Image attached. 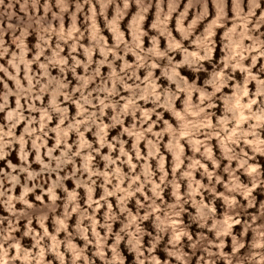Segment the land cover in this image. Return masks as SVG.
Masks as SVG:
<instances>
[{
    "label": "clouds",
    "instance_id": "9594fccd",
    "mask_svg": "<svg viewBox=\"0 0 264 264\" xmlns=\"http://www.w3.org/2000/svg\"><path fill=\"white\" fill-rule=\"evenodd\" d=\"M19 2V0H15ZM101 6V14L104 15V19L107 23V27L111 30L115 37V45L108 47L105 37L99 34L97 21L95 19L97 13L93 6L91 16L86 17L87 20H91V41L92 46L84 47L74 42L71 45L72 53L77 51V47L83 48L84 54L87 56V62L77 59L72 56L74 65L71 71L75 74L76 68L83 66L85 74L77 76L78 86L74 91L80 93L78 100H73V94L66 91L69 83L66 82V78L53 77L49 73L50 66H60V71L63 74L68 64V60L60 55L62 49L60 44H57L56 49L50 57H45L46 63H40V57L44 54V47L38 43L36 45L37 53L35 59L30 61L27 59V53L29 49L25 44V40L29 35V27L19 28L18 25H14L11 21L15 16L14 3L10 0L8 5L4 4V0H0V7L4 8V14L8 16L9 23L7 28L4 27L3 21L0 20V59L9 56L8 66L14 69V72L9 71V67H5L4 64H0V72H3L9 79L15 81L16 90L13 91L8 87L7 83L0 79V83H4L5 92L0 93V111H4L9 107V97L15 95L16 109L14 111L7 112V120L9 122L8 131H4V126L0 125V159L9 155L5 149L11 145L19 144L20 160L23 162L19 167L11 160L8 161V168L11 169V173L0 170V204H3L8 212L12 213V217H0V264H16L20 261L21 264H51L50 261L45 259L46 253H52L59 260L60 264H67L66 254H71V264H78V261L83 260L84 264H96L95 259H89L87 248L89 244H93L97 251L93 254L94 257L98 256L104 264H124V260L121 258L118 252V247L127 236V244L131 250L137 254V260L139 264H162V260L158 258L154 253L156 247L164 240L165 235L169 237L168 245L163 251L167 252L168 257L174 258L178 261V264H193L192 257L196 255V250L199 248L207 254L209 259H205L204 255H201L195 264H216L211 257L222 258L225 264H264V224H256V221L260 219V216H264V202L261 203L259 212L260 216L253 215L251 223L245 221L244 231L239 235L232 233L234 225L241 224V211H247L244 205L240 204L235 198L236 194L243 195L248 200V207L255 208V203L252 197V192L264 184V172L260 171L259 161L257 164L249 163L250 159L255 158V154H259L264 157V79L261 78V72H264V65L253 73L252 69L256 68L257 63L264 58V10H261L260 0H248V10L245 11L244 0H232L233 16L231 18L232 27H228V0H213L216 8V15L212 18L209 24L205 27L203 34L196 36L195 45L197 50L188 51L183 47L182 42H178L172 35V31L169 28L173 13L179 10L181 0H168L167 11L165 12L164 0H157V12L155 21L151 27L157 31L159 35L149 37L151 47L145 49L143 46V37L148 33L143 30V22L147 19V14L152 8V0H122L123 6L117 2V0H97ZM40 0H23L22 10L27 12L29 5L37 12V16L34 18V23L41 33H54L60 41L67 43L70 38L73 37V33L78 32L77 28V15L83 11V6L77 0L76 13L72 15L71 30L65 31L63 24V13L69 10L68 0H56V5L60 9L59 13H53L54 19L61 21L60 27L57 30L55 27L49 25L45 27L44 21L47 18V13L51 11V0H46L44 5L45 16L40 17L39 13ZM85 4H90L91 0H84ZM136 5V14L130 21L131 40L125 38V33L120 29L119 23L125 18L128 10L132 4ZM196 3L201 5L200 13L195 16L194 19L188 24L184 25V21L187 19L188 11L194 7ZM208 0H188V5L183 12H180L177 17L176 27L185 39L194 35V29L198 24L208 17L207 10ZM115 5L114 18L108 20L107 9L108 7ZM257 10H260V14L257 15ZM30 21L33 18L29 17ZM217 27L225 28V44L224 50L226 57L221 60V63L225 65V68L230 67L235 70H239L244 74L243 82L236 81L234 84V95H224L223 103L224 109L222 116L217 113L209 111L216 107L217 93H221L222 89L227 88L229 82L233 80V76L226 74L224 69L216 70L213 68L208 78L203 81L200 87L196 84H189L184 80L177 71L182 66H187L190 71L204 72L207 69L204 67L201 61L212 60L215 41L212 39L214 29ZM12 31V42L16 44L19 49V53L10 52L11 45H8L4 37L7 32ZM21 31V35L17 37L15 32ZM83 34L81 33V36ZM160 36L167 37V50H160L159 40ZM39 39L48 44V41L44 39V35H40ZM245 41H250L246 44ZM50 46V45H49ZM121 46H123L121 48ZM98 48L103 54L104 59L99 62L95 71L89 73L88 68L92 64V56L94 49ZM170 51L180 50L184 53V57L181 63H176V57L169 54ZM123 51V56L120 52ZM112 54L115 59L125 60L129 54L136 57L137 63L135 66L129 64L125 60L123 68L120 72L114 67V62L109 63L107 57ZM202 53V54H201ZM251 59V64L245 66L244 61ZM167 59V65L162 68V75L167 78L169 86L161 90L157 84V80L154 78L153 70L160 65L157 61ZM38 63L39 68L43 70V76L37 77L32 72V64ZM111 69V72L107 78L101 77L100 68L105 64ZM23 66L26 78L27 87L21 82L19 74ZM218 67V65H217ZM140 68H144L147 72L146 79L141 81L137 71ZM132 69L129 73L127 70ZM47 77L46 83L41 85V80ZM97 77H101L102 83L95 89L88 90L89 85L95 82ZM129 80L134 81L128 83ZM35 81V83H34ZM255 82L256 90L251 92L248 85ZM122 85L124 90L129 93L126 102L125 97L120 96V92L116 85ZM171 84L176 85L174 91ZM39 85V92L34 93V89ZM111 85V87L109 86ZM143 85V86H142ZM212 91H208V88ZM46 93L51 94V101L47 107L41 109H35L32 105L29 107L33 111H41V116L38 121L40 127L39 130L32 127V124L37 123L36 118L23 115L24 106L21 104V100H32L35 94L37 99H41ZM95 93V96H94ZM184 93L185 99L183 100V110L178 111L175 108V101L179 98V94ZM198 93V101H193V94ZM103 94V98L101 97ZM64 96L66 100L72 101L77 104L79 112L77 118L73 121H69L68 109L61 107L58 104V98ZM120 96V100H116L115 97ZM247 98V102H245ZM94 100H98V104L94 103ZM143 100L145 104L151 103L153 107L146 109L141 107L138 101ZM88 106L99 111H89ZM164 108L172 113V116L177 118V126H173L169 120H163L165 127L159 131L154 132L153 129L158 121H154L147 128H144V124H147L150 117L155 113L163 119V115L157 112V109ZM112 108L114 115L111 117V124H105L103 117L105 110ZM137 112L141 114V119L137 121ZM58 116L59 124L54 131L56 133V146L54 148H48L45 139L48 136V132L44 131L47 127V123L51 120L52 115ZM83 116V119L79 118ZM131 116L133 123L131 128H123V133H127L130 137H133L135 143L133 150L137 159H145L141 155L139 144L141 141H145L147 144L148 152L147 159L158 158V170L162 174L160 176V183L155 180L154 172L152 171L150 164L145 163L142 166V172L140 174H125L122 167L114 165L128 164L131 172L135 173L136 165L132 163V155L126 151V141L123 139H116L114 143H109L107 140V129L115 128L117 125L123 126L122 117ZM216 117L217 124L212 123V118ZM21 121H26L28 127L24 129V135L17 137L14 133V128ZM65 121H69L67 127H64ZM139 123V127L137 124ZM231 124L232 127H228ZM247 125L245 128L244 125ZM81 126L84 127V131H81ZM96 129L94 135L98 137L100 149L107 147L110 151L107 155L102 157L106 162L105 170L100 171L98 168L92 166V161L95 156L94 153L99 152L100 149H96L92 144L86 140L85 132ZM37 131H40L42 135H36ZM75 131L78 134V141L75 145H69L67 138L69 132ZM121 133V136L123 135ZM151 133L155 139H148V134ZM170 136V141L167 144V149L172 153L173 160V179L167 180L168 173L165 170V157L159 152V145L162 143L165 135ZM204 136V139L200 137ZM31 139L32 148L36 152L35 162L42 165L41 171L37 172L31 169V165L28 163L29 151L27 145L29 139ZM217 138L221 141V148L223 149L224 157L229 161L226 172L229 173L230 179L228 182V191L231 195H224L223 199L228 205V212L222 217L217 218L215 215L214 205L204 203L203 199L197 202L195 197L201 189L215 193L213 187H207L199 180L194 178V173L203 169V174L212 181L215 174L210 172L207 166L201 162L200 159L195 158V153L199 152L201 157L206 160H211L212 164L219 168L218 161L214 158L211 145L209 141L213 138ZM181 140H186L193 149L194 155L189 158L184 156V149L180 143ZM64 144V150L60 156H55L54 152L61 144ZM244 145V148H249L254 154L249 156V152L244 148H240V144ZM116 144L119 145V157L113 158L112 151L116 150ZM76 147L77 151L73 152L72 148ZM47 148V152L43 153L41 150ZM240 148L239 151L236 149ZM88 149V153L84 154L83 150ZM201 149L203 151L201 152ZM47 155L49 163H45L43 156ZM82 157L83 166L81 168H75V158ZM185 159H190V163L184 164ZM236 161L238 168L243 169V174L248 176L251 180V186L241 183L240 178L235 175V171L232 169L231 162ZM54 162V167L52 165ZM74 165V171L70 176H59V173L68 165ZM184 167V171L180 172V169ZM112 169L110 172L109 169ZM87 173L88 179L76 177V173ZM177 172L180 175L177 176ZM27 174V180L35 181L38 177L44 173H56L57 179L51 183L48 189V195L51 198L52 204L45 206V209L37 210L35 205L30 204L27 196L29 193L35 191V187H29L27 184H22V195L19 197L12 193L16 185L20 184L19 174ZM141 175L143 180L141 181ZM93 177H102L107 183H112V180H117L119 183L113 184V190H108L107 186L104 187V204H107L108 211L105 216L104 224H100V221L96 218L95 214H89L88 211L80 208L79 193L78 191H68L64 187L63 181L67 179H75L77 188L84 187L87 192V202L89 207L93 204L96 205L94 211L98 212L99 208L103 206L100 200H93V192L95 180ZM12 185V189L4 190V179ZM129 180L127 188L121 185L125 181ZM217 183H222V178L215 177ZM188 181V192L184 197L180 195V181ZM151 185V192L153 197L149 198L145 195V200L150 201L147 206L141 205L137 200L138 207H145L146 214L140 216L138 213L133 215L132 212L126 208L128 201L136 195V193H144V189ZM171 186L173 189L172 195L175 197V202L171 204L161 203L157 205L156 200L161 199V193L164 187ZM63 188L67 193L66 202L64 204L63 218L55 217L54 223L58 226L56 233L60 231L67 233L66 238L62 241L57 238V235H50L45 227V221L50 213H54L56 208V201L59 199L55 190L57 188ZM119 194V195H118ZM116 195L120 202V208L122 213H127V221L121 222L122 227L120 233L115 234L114 243L110 250L113 253L111 259L108 258L107 249L108 239L113 235L112 226L116 222L118 217L112 211V205L107 202L106 197ZM37 200H41L42 197L37 196ZM19 202L26 206L25 210L17 211L15 203ZM191 202L195 206V215L192 217L193 223L199 225L201 228H210L215 233V240H209L203 233H198V238L194 239L192 232L185 226L181 219L184 211L183 204ZM31 209L32 211H28ZM72 213L79 214V221L75 226L76 235L85 241L84 247H78L73 242L74 235L68 232L66 221L70 219ZM154 216L155 235L151 231H145L140 227V223L148 220ZM33 218L39 221V224L44 228L43 235L37 233L31 227ZM8 220V227L5 228L4 221ZM20 219L27 220L26 235L31 236L35 243L32 249H28L22 245L23 237L17 239L13 233L19 231L18 224ZM87 219L90 221L89 226H84L83 221ZM212 223L209 225V221ZM98 227L106 229L107 234L101 236L97 231ZM89 228L95 241L89 239ZM251 229L253 236L251 242L248 244V252L244 256H239L241 249H244L246 244L243 237L248 235V230ZM123 235H122V234ZM145 236H150L151 247L146 249L149 253L148 256L144 255L145 249L143 240ZM187 238L189 246L192 249V255L190 256L184 251L182 244L183 238ZM227 237H231L232 249L231 255L226 253L224 249L227 247ZM45 238L50 239V245L44 244ZM64 246L65 252H61V246ZM212 248L219 249L218 252L211 251ZM163 264H171L170 259H165Z\"/></svg>",
    "mask_w": 264,
    "mask_h": 264
},
{
    "label": "rangeland",
    "instance_id": "374dc122",
    "mask_svg": "<svg viewBox=\"0 0 264 264\" xmlns=\"http://www.w3.org/2000/svg\"><path fill=\"white\" fill-rule=\"evenodd\" d=\"M10 0H4V4L8 5ZM14 3V12L15 16L12 19V23L14 25H18L19 28L27 27L29 23L32 24L31 27H29V35L25 40V44L27 48L29 49L27 53V59L32 61L35 59L36 53H37V48L36 45L39 43L41 47H44L45 51L44 54L40 57V63H46L45 57H50L53 54V51L56 49L57 44H60V47L62 49L60 55L68 60V64L65 68V72L62 74L60 71V66H50L49 67V73L53 77H59V78H66V82L69 83L68 88L66 89L67 92L69 93H74L73 94V100H78L80 98V93L74 91L75 88L78 86V81L76 79L77 76L84 75L85 74V69L83 66L77 67L75 74L71 71L72 66L74 65V61L72 60V56H75L77 59L87 62V56L84 54L83 48L77 47V51L75 53H72L71 51V45L74 42H77L78 45H83L84 47H90L92 46V41H91V20L86 21V17L91 16V11L94 6L95 11L97 13L95 19L97 21V26L99 29V34L105 37V40L107 41L108 47H113L115 45V37L114 34L111 32V30L107 27V23L104 19V15L101 14V6L97 2V0H91L90 4H85L84 0H79V3L83 6V11L79 12L77 15V28L78 32L73 33V37L68 40L67 43H64L59 40V38L54 34V33H41L37 26L34 23V18L37 16V12L34 8L29 5V8L27 12L22 10V4L23 0H19V2H15V0H12ZM118 3L121 4V7L123 6L122 0H117ZM46 3V0H40L39 3V13L38 15L40 17L45 16L44 12V5ZM69 3V10L63 13V24L65 31L71 30V25H72V15L76 13V3L77 0H68ZM261 3V10H264V0H260ZM188 5V0H181L179 10L172 15L171 23L169 24V28L172 31V35L175 37V39L178 42L183 43V47L187 49L188 51H195L197 50V46L195 45L194 41L196 36H200L203 34V31L205 27L209 24V22L212 20L213 17L216 15V8L213 3V0H208L207 3V10H208V17L206 19H203L198 26L194 29V35L190 36L188 39H185L182 34L177 30L176 27V21L177 17L179 16L180 12H183L185 7ZM51 6L52 9L47 13V18L44 21L45 27H48L51 25L52 27H55L57 30L60 27L61 21L59 19H54L53 18V13H59L60 9L56 5V0H51ZM167 6H168V0H164V8L165 12L167 11ZM244 7L245 11L248 10V0H244ZM114 9L115 5H112L108 7L107 9V17L108 20H112L114 18ZM201 5L199 3H196L194 7H192L187 14V19L184 21L185 27L188 26V24L192 21V19L197 16L200 11H201ZM136 5L135 3L132 4L131 8L128 10L127 15L125 18L119 23L120 29L125 33V38L128 39L129 41L131 40V31H130V21L133 19L134 15L136 14ZM156 12H157V0H152V8L147 14V19L143 22V30L148 33L147 36L143 37V46L145 49L151 47V42L149 37L151 36H156L159 35V33L155 30L152 29L151 25L155 21L156 18ZM260 14V10H257V15ZM33 18V21L29 20V17ZM228 16H229V23L228 27H232L231 24V18L233 16V7H232V0H228ZM0 20L3 21V25L5 28H7V24L9 23L8 16L4 14V8L0 7ZM261 31H264V29H261ZM225 28L217 27L214 29V34L212 39L216 42L215 43V50L213 54L212 60H206V61H201L204 65V67L207 69V71L204 72H193L188 69V67L182 66L177 69L179 75L184 78V80L188 81L189 84H196L197 87H200L203 84V81L208 78L209 72L215 68L217 71L220 69H224L226 74L232 75L233 80L229 82V85L227 88L222 89L221 93H217V99H216V107L213 109H210L209 111L217 113V115L222 116V111L224 109V103H223V96L224 95H234V84L236 81L243 82L244 79V74L240 72L239 70L233 71L232 68L227 67L225 68V65L221 63V60L226 57V52L224 50V44H225ZM81 33L83 34L81 36ZM15 35L19 37L21 35V31L17 30L15 32ZM40 35H44V39L48 41V44H45L44 41H41L39 39ZM5 41L7 42L8 45H11L10 52H16L17 54L19 53V49L17 48L16 44L12 42V31L9 30L7 32V35L4 37ZM246 44L250 43V41H245ZM50 45V46H49ZM123 46H121L122 48ZM159 47L160 50L164 51L167 50V37L165 36H160L159 40ZM169 54L171 56L176 57V63H181L184 57V53L181 52L180 50L176 51H170ZM202 54V53H201ZM120 55L123 56V51L120 52ZM8 59H10V54L9 56L4 57L3 59H0V64H4L5 67L8 66ZM104 59L103 54L99 51L98 48L94 49L93 51V56H92V64L88 68V72L91 73L95 71V69L98 67L99 62ZM107 60L109 63L114 62V67L117 70V72H120V70L123 68L125 60L133 66L137 63L136 57L132 54H129L127 57H125V60H120V59H115V57L110 53L107 57ZM157 63L160 65L156 69L153 70L154 72V78L157 80V84L161 90L164 88H167L169 86V82L167 81V78L162 75V68L167 65V59L165 60H160L157 61ZM245 66H248L251 64V59H247L244 61ZM218 65V67H217ZM261 65H264V58H261V60L257 63L256 68H253L252 71L255 73ZM10 72H14V69L9 67ZM129 73L132 71V69L127 70ZM32 72L35 74L37 77L43 76V70L39 68L38 63H33L32 64ZM101 72V77L107 78L111 72V69L108 67V64L106 63L102 68H100ZM137 74L140 77V80L143 81L146 79L147 72L144 68H140L137 71ZM261 78L264 79V72H261ZM101 77H97L95 79V82L89 85L88 90L95 89L98 85L102 83ZM19 78L21 79V82L24 84L25 87H27V78L23 69V66H21V71L19 74ZM0 79L5 81L8 85L9 88H11L13 91L16 90V85L15 81L12 79H9L3 72H0ZM47 77H44L43 80H41V85L46 83ZM134 81L129 80L128 83H133ZM35 83V81H34ZM111 87V85H109ZM143 86V85H142ZM116 87L118 88L120 92V96L125 97V101H121V103L126 102V99L129 96V93L124 90L122 85L117 84ZM172 89L175 91L176 90V85L171 84ZM249 89L251 92H255L256 90V85L255 82H252L248 85ZM208 91H212V89L209 87L207 89ZM5 92V86L4 83H0V93ZM39 92V85L34 89V93ZM95 96V93H94ZM120 96L115 97L116 100H120ZM198 93L193 94V101L196 102L198 101ZM103 98V94H101V97ZM185 99L184 93L179 94V98L175 101V108L178 111L183 110V100ZM16 100L17 97L15 95H12L9 97L8 104L9 107L6 108L4 111H0V125L4 126V131H8L9 129V122L6 118L7 112L8 111H14L17 107L16 105ZM51 101V94L46 93L42 96V102L41 99H37L35 94L32 97V100L29 101L27 99L21 100V104L24 106L23 110V115L25 117H35L37 123L32 124V127H35L39 130V119L41 116V111H33L29 105H32L35 109H41L43 107H47L50 104ZM58 104L61 107H66L68 109V116H69V121H73L77 118V114L79 112V108L76 103L66 100L64 96H60L58 98ZM245 102H247V98H245ZM0 103H3V101H0ZM94 103L98 104V100H94ZM139 105L141 107H144L146 109H151L153 105L151 103L145 104L143 100L138 101ZM89 111H99L98 108L94 109L91 106H88ZM157 112L163 115V119L160 118L159 115L153 114L148 123L144 124V128H147L149 124H151L154 121H158L156 123L155 128L153 129L154 132H159L161 131L165 125L163 123V120H169L170 123L173 124V126H177L178 121L177 118L172 116V113L164 108H159L157 109ZM114 115V112L112 108H108L105 110V114L103 117V122L105 124H111V117ZM83 119V116L79 117ZM123 119V126L117 125L115 128H109L107 129V140L109 143H114L116 139H123L126 141L125 144V149L128 151L133 159L132 163L135 164L137 167L135 169V173L131 172L130 166L128 164H118L114 165L122 167V170L125 174H140L142 172V166L145 163H149L152 171L154 172L155 175V180L157 183H160V176L162 175L159 170H158V158H152V159H147V144L145 141H141L139 144V149L141 151V155L145 157V159H137L135 156V152L133 150V145L135 143V140L133 137H130L127 133H123V128H131V125L133 123L132 117L127 116V117H122ZM141 119V114L137 112V121ZM69 121H65L64 127H67ZM217 119L214 116L212 118V123L215 125L217 124ZM59 124L58 121V116L56 114L52 115L51 120L47 123V127L44 129V131L48 132V136L45 139V142L47 144L48 148H54L56 146V133L54 131H49L50 129H55ZM28 127V124L26 121H21L19 124L16 125L14 128V133L17 137L24 135V129ZM137 127H139V123L137 124ZM228 127H232L231 124L228 125ZM244 127L246 128L247 125L245 124ZM81 131H84V127L81 126ZM96 129L93 128L91 131L85 132V139L88 140L90 144L93 145L94 148L100 149L98 137L94 135ZM121 133L123 135L121 136ZM36 135H42L40 131H37ZM201 139H204V136L200 137ZM26 139H29L28 145H27V150L29 151V159L28 163L31 165V169L34 171H41L42 165L38 164L35 162V156L36 152L32 148L31 144V139L26 137ZM79 137L78 134L75 131L69 132L68 138H67V143L69 145H75L78 141ZM148 139H155V137L149 133L148 134ZM170 141V136L165 135L163 137L162 143L159 145V152L165 157L166 162H165V170L168 173L167 180L171 181L173 179V160L174 157L172 153L167 149V144ZM183 149H184V156L191 158L194 153L191 145L187 143L186 140H181L180 141ZM213 156L214 158L218 161L219 163V168H217L215 165L212 164L211 160H206L203 159L200 155L199 152L195 153V158L200 159L202 163H204L208 170L210 172H213L215 176L213 177L212 181L209 182V179L206 175L203 174V169H199L194 173V178L196 180L201 181L206 188L207 187H213L214 191L218 195H214L212 192L201 189L198 191L197 195L193 197L197 202H199L201 199H203L204 203L209 204V205H214L215 207V215L217 218H222L227 212H228V205L223 199L224 195H231L228 191V182L230 179L229 173L225 171L227 168L229 161L224 157L223 155V149L221 148V141L215 137H213L209 141ZM116 150L112 151V156L113 158L119 157V145L116 144L115 146ZM240 148H244V145L241 143ZM240 148H237L236 150L239 151ZM19 149L20 145L14 144L11 145L9 148L5 149L6 152L9 153L5 158L0 159V170L6 171L11 173V169L8 168V161L11 160L14 164H16L18 167L23 163L20 160V155H19ZM64 150V144L62 143L59 148L56 149L54 152L55 156H60ZM245 151L249 152V156H253L254 154L251 152L249 148H244ZM43 153L47 152V148L41 150ZM72 151L75 152L77 151L76 147L72 148ZM88 149H84L83 152L84 154L88 153ZM109 149L107 147H104L103 149H100L99 152L94 153V160L92 161V166L95 168H98L100 171L105 170V164L106 162L103 161L102 157L104 155H107L109 153ZM203 149H201V152ZM44 162L49 163V158L47 155L43 156ZM259 161H261L260 165V171L264 172V157L260 156L259 154H255L254 159H250L249 163L251 164H257ZM190 163V159H185L184 164L187 165ZM53 167L54 162H52ZM83 166V160L82 157H76L75 158V168H81ZM232 169L235 171V175L240 178L241 183H244L248 186H251V180L248 176L243 174V169L238 168V163L236 161L231 162ZM184 167L180 169V172L184 171ZM74 171V165L73 164H68L63 171L59 173V176H70ZM109 171L111 172L112 169L110 168ZM180 172H177V176L180 175ZM81 175L83 176V179L87 180L88 176L87 173H76V177L80 178ZM219 176L222 178V183H217L215 177ZM56 173H51L50 175L48 173H44L40 177H38L35 181H29L27 180V174H19V179H20V184L16 185L15 188L13 189L12 193L15 196L19 197L23 193V189L21 187L22 184H27L29 187H35V191L31 192L28 194L27 199L30 204L35 205V208L37 210L39 209H46L45 206L51 205L52 201L50 196L48 195V189L51 186V183L57 179ZM4 179V184L3 188L4 190H9L12 189V185L7 181L6 178ZM95 180V185H94V192H93V200H100L101 203L103 204L102 207L99 208L98 212L94 211L96 208V205L93 204L91 207H89L88 202H87V192L84 187L77 188L75 179H67L63 181V185L65 188L68 189V191H78L79 193V204L80 208L83 210H86L89 212V214H95L96 218L100 221V224H104L105 222V216L108 211L107 204H104L103 199L104 198V187L105 185L107 186L108 190H113V184L119 183L117 180H112V183H107L102 177H93ZM143 176L141 175V181L143 180ZM129 183L128 179H125L123 184L121 185L124 188H127ZM151 185L146 187L144 189V193H136L134 197H132L128 203L126 204V208L129 209L133 215H136L137 213L140 216H144L146 214L145 207H138L136 201L139 200L141 205L147 206L150 201L145 200V195L147 197L151 198L153 197V193L150 190ZM57 196H59V199L55 202L56 205L58 206L55 210L54 213H50L45 221V227L47 228L48 232L50 235H57V238L60 240H64L67 236V233L64 231H60L59 234L56 233V228L58 227L54 223V218L59 217L63 218V210H64V204L66 202V196L67 193L64 191L63 188H57L55 190ZM188 192V181L187 180H181L180 181V195L181 197H184L186 193ZM173 189L171 186H167L163 188V191L161 193L162 200L157 199L156 203L157 205H160L161 203H167L171 204L175 202V197L172 195ZM119 195V194H118ZM40 196L42 197L41 200H37L36 197ZM240 204L244 205L247 211H241V224L239 225H234L232 228V233L235 235H239L240 233H243L244 231V223L245 221L248 223H251L252 221V216L257 215L260 216V206L261 203L264 202V184H262L259 188H256L252 192V197L250 199H253L255 203V208L248 207V200H246L243 195L236 194L235 197ZM106 200L108 203L112 205V211L116 214L118 219L116 220L115 223H113L112 226V233L113 235L109 237L107 243H108V248L105 249L107 252V256L109 259L113 257V253L111 252L110 248L114 243L115 239V234L120 233V229L123 226L121 222H126L127 221V213H122L121 208H120V202L117 199L116 195L113 196H108L106 197ZM15 208L17 211L25 210L26 206L22 203L16 202L15 203ZM184 211L182 213L181 219L183 220L185 226L188 227V230L192 232L193 238L197 239L198 238V233H203L205 234L209 240H215V233L210 230V228H201L199 225L193 223L192 217L195 215V206L189 202L183 204ZM28 211H32L31 209H27ZM0 217H12V213L8 212L7 209L4 207L3 204H0ZM79 221V214L78 213H72L70 219L66 221L67 223V228L68 232L73 233L74 235V240L73 242L78 245V247H84L85 241L81 239L78 235H76L75 232V226L77 222ZM139 223L140 227H142L145 231H151L153 235H155V227H154V216L150 217L148 220L144 221L143 223ZM212 223V221H209V225ZM256 224H264V216H260V219L256 221ZM84 226H89L90 221L85 219L83 221ZM5 228L8 227V220L5 219L4 225ZM31 227L33 230L37 233H40L43 235L44 228H42L39 224V221L35 218H33V222ZM19 231L16 233H13V235L16 236L17 239H20L23 237L22 240V245L24 247H27L28 249H32V246L35 243V240L31 237L26 235V230H27V220L26 219H20L19 224H18ZM97 231L100 233L101 236H105L107 234L106 229L103 227H98ZM122 234V233H121ZM123 235V234H122ZM89 239L92 240L93 242L95 241V237L93 236L91 229L89 228L88 232ZM253 233L251 229L248 230V235L246 237H243L245 240V248L241 249L240 253L238 254L239 256H244L246 252H248V244L252 240ZM127 239L128 237L125 236L124 240L121 242V244L118 247V252L120 253L121 258L124 260V264H139L137 260V254L131 250L130 246L127 244ZM151 237L150 236H145L143 240V245H144V255L148 256L149 253L146 249L151 247L150 244ZM168 240L169 237L165 235L164 240L160 242V244L156 247L155 249V255L163 261L165 259H170L171 264H178V261H176L174 258L168 257L167 252H164L163 249L168 245ZM227 247L224 249L226 253L231 255V249H232V242H231V237H227ZM44 244L50 245L51 241L48 238H45L43 241ZM182 244L184 246V251L187 252L190 256L192 255V249L189 246V241L187 238H183ZM60 251L63 253L65 252V248L62 245ZM97 251L96 247L93 244H89L87 248V255L89 259H95L96 264H104V262L98 257H94L93 254ZM211 251L213 252H218L219 249L217 248H212ZM201 255L205 256V259H209L206 253H204L198 246L196 250V255L192 257L193 264H195V261L199 259ZM45 259L47 261H50L51 264H60L59 260L55 257L54 254L52 253H46ZM71 254L67 253L66 254V261L67 264H71ZM211 259H214L216 261V264H225V261L222 258L218 257H211ZM16 264H21L20 261H17ZM78 264H84L83 260L78 261ZM201 264H203V261H201ZM233 264H235V260L233 261Z\"/></svg>",
    "mask_w": 264,
    "mask_h": 264
}]
</instances>
